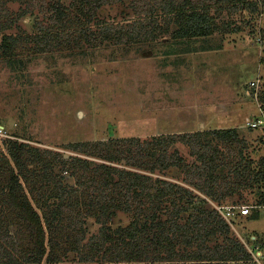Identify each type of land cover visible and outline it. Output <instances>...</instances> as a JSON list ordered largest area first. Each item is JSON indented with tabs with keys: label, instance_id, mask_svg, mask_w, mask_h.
Segmentation results:
<instances>
[{
	"label": "trees",
	"instance_id": "16d2710c",
	"mask_svg": "<svg viewBox=\"0 0 264 264\" xmlns=\"http://www.w3.org/2000/svg\"><path fill=\"white\" fill-rule=\"evenodd\" d=\"M9 1L0 0V60L17 74L26 64L17 53L23 42L24 51L39 54L58 48L82 49L81 44L95 47L111 42L152 41L168 30L171 39L185 44V40H207L219 31L241 29L240 25L230 27V22L218 23L212 7H240L250 12L258 9L257 1L252 0H141L145 13L138 18L121 23L102 17L93 28L90 20L98 12L127 0H17L22 5L16 12L7 7ZM36 12L42 17L35 21V31H5L15 18ZM159 16H165L170 27H162ZM200 48L212 47L206 43ZM184 49L195 50L187 44ZM26 138L22 133H10L4 140L7 154L0 152V264L39 263L42 259L55 262L71 250L80 254L82 262L111 264H178L186 260L222 264L250 258L236 239H228L226 245L207 246L208 241L230 228L208 201L222 205L231 198V204H240L242 188L264 181V157L253 161L243 154L247 141L237 128L75 143L72 149L81 156L64 158L55 154L54 158L64 165L70 160L67 170L77 176L76 187L57 185L53 176L38 187L39 177H47V168L43 166V173L30 172L28 165L42 163L44 157L38 148L19 140ZM187 139L191 156H195L190 163L176 146V141ZM172 168L182 175L171 176ZM22 179L34 194L35 205ZM191 189L199 195L194 197ZM259 193L256 204H264V193ZM235 195L238 197L233 201ZM43 196L46 198L41 201ZM118 210L131 213L132 220L126 226L112 228L108 222ZM162 212L169 214L164 220L159 218ZM185 213L186 220L180 224L178 220ZM257 213L252 209L249 217L255 218ZM86 216L94 217L101 227L81 243ZM193 243L195 250L180 253L175 248Z\"/></svg>",
	"mask_w": 264,
	"mask_h": 264
},
{
	"label": "rangeland",
	"instance_id": "374dc122",
	"mask_svg": "<svg viewBox=\"0 0 264 264\" xmlns=\"http://www.w3.org/2000/svg\"><path fill=\"white\" fill-rule=\"evenodd\" d=\"M142 1L127 0L105 7L90 20L91 26L94 28L102 17L121 23L132 21L145 13ZM252 1H257V11L212 7L211 12L218 23L230 22V27L240 25L241 29L219 31L207 40H185L188 41L185 44L195 50H185L183 40L171 39L168 30L152 41L111 42L95 47L81 44L83 50L58 48L39 54L24 51V42L21 43L17 53L26 63L21 72L17 74L0 60V129L5 131L0 133V152L7 154L4 140L10 133L27 135L26 139L19 140L38 148L44 157L42 163L28 165L30 172L43 173V166L47 168V177H39L38 187L50 180L48 176H53L51 179L57 185L78 186L77 176L67 170L70 160L64 165L54 156H81L72 145L82 141L131 136L144 139L161 134L235 127L247 141L243 154L253 161L264 157V135L247 126V121L257 112L247 92L249 82L259 77L264 79V0ZM21 5L17 0L7 3L14 12ZM41 17L42 14L36 12L15 18L12 27L5 31H35L34 23ZM157 19L162 27H170L165 16ZM206 43L212 48L202 50L200 45ZM189 144L188 139L176 141L177 148L190 163L195 156H191ZM252 166L256 168L255 162ZM174 170L172 168L171 176L182 175ZM167 179L182 184L173 178ZM22 184L35 205L34 194L29 192L23 179ZM191 190L194 197L199 195L196 190ZM260 191L264 193V181L242 188L240 204H256ZM234 197L233 201L238 195ZM42 198L46 197H41V201ZM208 203L217 211H225V205H231L232 201L230 198L222 205L213 201ZM257 211L256 217L250 218L251 212L241 215L235 210L227 220L229 231L219 233L207 242V246L226 245L228 239H236L245 249L249 246L254 252L255 248L261 250L260 262L264 264V209ZM163 213L159 215L161 220L169 215ZM187 214L178 220L180 224ZM131 220V213L118 210L108 224L116 228L126 226ZM100 227L94 217L86 216L83 220L85 236L81 243L96 235ZM196 247L194 243L192 246H175L180 253ZM79 257V253L71 250L59 261L42 259L39 263L29 264H111L96 260L82 262ZM177 263L196 264L191 260ZM222 264L246 262L228 260Z\"/></svg>",
	"mask_w": 264,
	"mask_h": 264
},
{
	"label": "built area",
	"instance_id": "2783aa9c",
	"mask_svg": "<svg viewBox=\"0 0 264 264\" xmlns=\"http://www.w3.org/2000/svg\"><path fill=\"white\" fill-rule=\"evenodd\" d=\"M247 92L248 95L253 99L257 109V112L253 114L250 120L247 121V126L251 129L260 131L262 135H264V79L259 77L250 81ZM1 132L3 133L5 131L0 129V133ZM259 208L264 209V204H231L225 205V211H218L226 220H228L235 210H237V212L241 215H247L252 211V209L258 210ZM246 249L249 250L248 253L250 255V258L245 260L246 264H255V262L257 264H262L260 262L261 250L255 248V253L249 246H247Z\"/></svg>",
	"mask_w": 264,
	"mask_h": 264
},
{
	"label": "water",
	"instance_id": "95a60500",
	"mask_svg": "<svg viewBox=\"0 0 264 264\" xmlns=\"http://www.w3.org/2000/svg\"><path fill=\"white\" fill-rule=\"evenodd\" d=\"M208 206H210L209 203H208Z\"/></svg>",
	"mask_w": 264,
	"mask_h": 264
}]
</instances>
